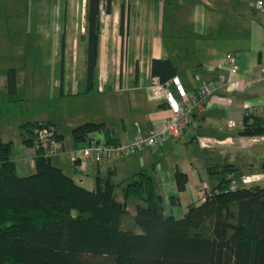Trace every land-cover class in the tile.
Segmentation results:
<instances>
[{"label":"crops","instance_id":"obj_1","mask_svg":"<svg viewBox=\"0 0 264 264\" xmlns=\"http://www.w3.org/2000/svg\"><path fill=\"white\" fill-rule=\"evenodd\" d=\"M257 1L252 10L247 0H100L97 62L88 86V0H0L3 14L11 18L8 28L0 30V41H30L37 36L39 43L46 44L41 58L61 59L53 91L69 100L35 107L23 120L16 115L0 119V140L11 141L16 172L26 175L35 170L36 144L34 139L24 143L29 134L22 124L43 120L51 121L61 135L60 150L50 157L51 162L76 182L94 188L96 177L109 176L116 198L123 201L122 187L144 169L161 195L165 214L182 216L188 205L202 200L200 188L218 180L215 174L209 175L210 166L231 163L238 168L246 157V167L258 169L264 157V136L238 132L244 113L264 117V0L260 7ZM226 51L236 54V73L218 66ZM153 58H169L176 67L174 75L189 90L221 72L223 84L202 108L195 109L196 123L178 136L130 155L74 160L76 149L90 137L75 141L71 128L85 121L104 123L92 136L102 142H126L137 131L147 134L163 126L166 103L151 97L147 87L156 77L151 72ZM15 73L13 92L7 88L6 74H0V93L9 101L24 100L25 93L36 95L33 89L41 84L33 78L27 82L19 68ZM230 120L236 124L230 125ZM201 136L213 144L201 145ZM175 169L187 173L182 190H177ZM172 193L177 194L174 202ZM137 203L144 202L137 198Z\"/></svg>","mask_w":264,"mask_h":264},{"label":"trees","instance_id":"obj_2","mask_svg":"<svg viewBox=\"0 0 264 264\" xmlns=\"http://www.w3.org/2000/svg\"><path fill=\"white\" fill-rule=\"evenodd\" d=\"M99 4L88 0V86L97 62ZM151 72L165 80L176 74V67L169 58H153ZM15 76V68L8 67L9 92L15 89ZM42 122L22 124L29 134L24 143H32ZM103 126L85 121L71 134L78 141ZM238 132L264 136V117L244 113ZM10 147L11 141L0 140V264H264V183L230 188L228 176L242 175L231 163L208 167L209 175L218 177L216 184L176 216L164 213L161 195L144 169L122 187L120 201L109 176L96 177L95 187L88 188L38 146L35 170L20 175ZM258 169L264 172V160ZM174 178L182 190L187 173L175 169ZM131 196L144 202L136 204L134 214L126 207ZM176 198L170 195L171 201Z\"/></svg>","mask_w":264,"mask_h":264},{"label":"built area","instance_id":"obj_3","mask_svg":"<svg viewBox=\"0 0 264 264\" xmlns=\"http://www.w3.org/2000/svg\"><path fill=\"white\" fill-rule=\"evenodd\" d=\"M261 0L257 1V6H261ZM226 68L231 74L237 71V57L233 51H226L223 60L218 65ZM224 73L221 72L216 79L200 81L196 87L189 90L178 75H173L169 79L160 80L158 76L153 77L148 82L149 95L153 98L162 99L166 103L167 113L163 117V126L155 128L151 133L137 131L133 137L126 142L105 141L102 142L95 137L88 138L85 145L76 149L73 159L76 161H86L89 159L101 160L109 155L124 156L140 151L146 145L161 143L168 136H178L188 125L195 124L194 112L196 108H202L208 97L215 95L217 89L223 84ZM171 84V85H170ZM219 98V96H218ZM230 125L236 123L229 121ZM58 131L52 122L43 121L35 129L34 142L40 147L45 155L56 154L61 147V139L57 136ZM201 145H212L209 139L199 137ZM229 177V187L237 188L240 184L249 185L257 183L258 174H243L240 177L233 175ZM207 185L200 188L201 195H204Z\"/></svg>","mask_w":264,"mask_h":264},{"label":"rangeland","instance_id":"obj_4","mask_svg":"<svg viewBox=\"0 0 264 264\" xmlns=\"http://www.w3.org/2000/svg\"><path fill=\"white\" fill-rule=\"evenodd\" d=\"M255 2L256 0H247L250 9H255ZM3 12L4 11L0 9V30L7 29L8 22L11 20V18L5 16ZM29 40L30 41L25 40L16 42L0 41V74H6L7 68L13 66L15 68L21 69L24 73H26L28 77V79L26 80L27 82H30V78H33L34 83L41 84V87L38 88H35L34 85L35 89L33 90L35 91L34 93H37L36 95H33L32 93H25L26 99L24 100L17 99L15 101H9L8 99H6L5 93H0L1 120L8 116L11 117V115H16L18 116V119L23 120V116L32 114L34 109L39 108V106H41V108H45L47 105L51 106L64 100H67V102L69 101L68 98H62L53 91L55 77H57L60 72L61 59L54 57H49L47 59L41 58L40 53L42 50H45L46 44L39 43L40 41H38L37 36H31ZM50 49L51 48H49V50ZM47 61L49 62L48 64H46ZM20 94L22 96L21 92ZM256 146L257 145H255L254 148L251 149L249 148L250 152H248V157H251L250 155L252 153V150L253 152H255ZM132 158H134V155L132 156ZM245 158L246 157L242 158V164L238 163V172L246 170V173L243 174H258L259 179L257 180L258 182H256L260 184L264 183V173H261V171L258 172L259 169L252 168V170H250L249 167H246L249 164L245 163ZM262 159L264 160V157H261V159L259 160ZM252 171L253 173H251ZM209 188L210 186H207L205 190ZM200 197L203 199L204 195H201V193L199 192V198ZM134 200H137L135 196H131L127 199L126 206L130 214H134L136 211Z\"/></svg>","mask_w":264,"mask_h":264}]
</instances>
